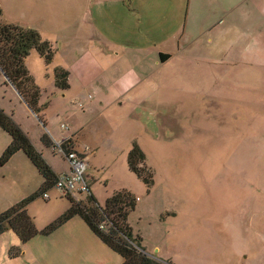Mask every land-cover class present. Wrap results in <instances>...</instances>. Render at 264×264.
<instances>
[{"label": "rangeland", "instance_id": "obj_1", "mask_svg": "<svg viewBox=\"0 0 264 264\" xmlns=\"http://www.w3.org/2000/svg\"><path fill=\"white\" fill-rule=\"evenodd\" d=\"M0 6L3 22L37 31L55 50L54 61L49 66L37 63L38 59L32 57L25 62L41 91L43 106L38 117L15 104L1 83L0 106L16 113L32 132L33 139H38L41 133L53 139L50 131L59 129L64 122L70 125L75 121L83 127L90 113L88 116L93 118L89 127L100 140L95 152L90 149L93 154L87 161L86 179L91 195L100 207L105 206L114 192L121 190L130 192L138 200L128 224L134 235L140 236L141 246L148 256L168 264H264V223L244 225L247 220L241 214L237 216L241 217L237 227L233 225L237 223L236 216L229 218L224 213L222 200L232 189L221 186L215 179L221 168L216 170L214 153L206 158L203 152L196 150L192 151V158L184 155L183 130L185 126L199 127V120L182 118L168 122L167 118H161L160 127H153L146 118L137 120L134 114L123 115L134 113V104L128 103L124 109H119V105L110 106L112 100L144 79L139 70H131L135 66L130 56L123 55L119 59L115 55L120 50H130L127 40L120 38L118 25L136 38V32L141 33L143 38H139L138 45L146 46L157 40L155 42L164 46L163 34L167 30L172 35H182L184 28L183 19L179 23L171 22L167 16L169 10H176L173 0H160L154 6L146 4L150 16L143 19L142 26L136 22L137 12H126L123 16L120 8L100 4L93 11L90 0H0ZM149 17H153V23ZM56 67L69 73L66 90L55 87ZM99 77L110 80L111 86L104 90L99 88ZM92 102H98L100 107L96 112H87L91 111L88 104ZM183 106L184 103L180 105L182 111ZM105 108H108L106 115H97ZM116 111H123V114H115ZM70 115L73 119L67 121ZM0 134L1 160L10 137L4 132ZM149 134H154L153 138ZM138 138L145 149L142 150ZM133 140L138 142L146 157L145 165L152 172V187L129 170V152L126 151ZM38 173L23 152L0 165V214L38 193L42 184ZM48 193L50 200L40 196L29 207L38 230H43L69 208L68 199L58 190L53 188ZM74 219L84 223L79 217ZM35 242L18 246L25 253L24 258L12 259L0 252V264L31 261L36 256L30 250L35 246H39V250L47 246L44 243L35 245Z\"/></svg>", "mask_w": 264, "mask_h": 264}, {"label": "crops", "instance_id": "obj_2", "mask_svg": "<svg viewBox=\"0 0 264 264\" xmlns=\"http://www.w3.org/2000/svg\"><path fill=\"white\" fill-rule=\"evenodd\" d=\"M158 1L90 0V7L93 6L94 11L98 4L115 6L120 8L123 16L126 12H137L136 22L142 26L143 19L150 16L146 4L154 6ZM173 4L176 10H169L167 16L171 22L179 23L183 19V33L172 35L167 30L163 34L164 46L155 42L157 40L146 46L138 45L139 38H143L141 33L136 32V38L118 25L120 38L127 40L130 50H120L115 55L119 59L123 55L130 56L135 66L131 70H139L144 79L126 89L112 100L113 103L108 102L110 106L119 105V109H124L128 103L134 104V113L116 111L115 114H134L137 120L146 118L153 127H160L161 118H167L168 122L182 118L199 120V127L185 126L183 130L184 155L189 154L192 158V151L196 150L203 152L206 158L214 153L216 170L221 168L215 179L221 186L232 189V193L222 200V210L229 218L236 216L234 226H239L241 217L237 216L241 214L247 220L244 225L264 223V0H173ZM148 19L153 23V17ZM95 21L98 23L96 18ZM30 57L38 59L37 63H45L36 52H31ZM98 82L103 90L111 86L107 78L101 80L99 77ZM0 83L5 92H10L15 104L33 115L27 102L5 77H0ZM183 103L182 111L180 105ZM39 105V108L43 106L41 101ZM88 105L91 111L87 112L91 113L100 107L98 102ZM0 108L19 124L57 176L69 171L64 157L42 143L45 133L33 139L32 132L16 113ZM107 109L97 115H106ZM88 115L90 113L83 127L73 121L70 125L66 122L69 126L66 133L60 128L52 129L51 142L54 144L66 138L69 148L77 153H82L85 148L95 152L100 140L89 127L93 117L90 119ZM72 119V115L67 117V121ZM3 132L0 129V133ZM156 134L158 136V132ZM152 136L154 134H149L150 138ZM137 141L142 150L145 149L140 138ZM137 143L133 140L126 152ZM7 233L0 236V252L4 257L11 247L21 244L15 236L10 237L11 232ZM33 241H36L35 245L44 243L47 246L41 250L35 246L33 251L30 250L36 257L26 264H123V259L78 219H72L53 235L37 237L30 243ZM25 249L29 255L28 248ZM21 257L24 258L25 253Z\"/></svg>", "mask_w": 264, "mask_h": 264}, {"label": "trees", "instance_id": "obj_3", "mask_svg": "<svg viewBox=\"0 0 264 264\" xmlns=\"http://www.w3.org/2000/svg\"><path fill=\"white\" fill-rule=\"evenodd\" d=\"M31 52H36L46 65H51L54 60L53 46L35 30L3 22L0 6V77L5 75L31 110L38 115L41 111L39 108L41 91L25 64ZM54 75L56 87L66 90L69 87V73L62 68H56ZM0 129L9 135L11 140L2 155L0 165H4L18 153L23 152L43 178L37 194L21 200L0 214V236L11 232L24 246L36 237L53 235L72 219L79 217L105 246L123 259V264H168L148 256L141 246L140 236L134 235L128 219L135 210L138 200L126 190L114 192L104 207H100L92 195L82 200L64 196L69 201L67 211L43 230H38L29 214V207L40 196L55 188L59 176L53 172L19 124L2 108H0ZM41 141L45 146L53 147L46 134L42 136ZM145 160L143 151L134 144L128 154L129 170L148 187H152V172L146 167ZM21 255L20 247H11L7 254L12 259Z\"/></svg>", "mask_w": 264, "mask_h": 264}, {"label": "built area", "instance_id": "obj_4", "mask_svg": "<svg viewBox=\"0 0 264 264\" xmlns=\"http://www.w3.org/2000/svg\"><path fill=\"white\" fill-rule=\"evenodd\" d=\"M82 106L83 104L80 103V108ZM60 130L67 132L69 131V126L66 123H62ZM68 141L69 139L65 138L53 144V150L64 157L69 168L67 173L59 175L54 189L58 190L64 196H69L77 200L79 197L91 195L86 173L88 169L87 161L93 152L90 148H85L82 153H77L69 148ZM43 199L50 200L48 192L43 195Z\"/></svg>", "mask_w": 264, "mask_h": 264}, {"label": "water", "instance_id": "obj_5", "mask_svg": "<svg viewBox=\"0 0 264 264\" xmlns=\"http://www.w3.org/2000/svg\"><path fill=\"white\" fill-rule=\"evenodd\" d=\"M4 77H5V79L9 82V80L7 79V77L4 75ZM9 84H11L10 82H9ZM11 86H13L12 84H11ZM14 87V86H13ZM17 93H18V91H17ZM19 94V93H18ZM19 96H21L20 94H19ZM21 98H22V96H21ZM23 99V98H22ZM23 101H24V99H23ZM32 113H33V115H35L36 116V114L32 111Z\"/></svg>", "mask_w": 264, "mask_h": 264}]
</instances>
